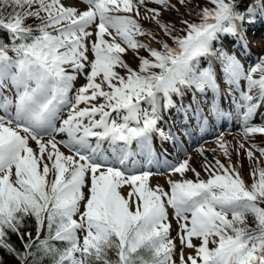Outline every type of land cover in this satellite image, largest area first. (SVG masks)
<instances>
[{
  "label": "snow or ice",
  "instance_id": "snow-or-ice-1",
  "mask_svg": "<svg viewBox=\"0 0 264 264\" xmlns=\"http://www.w3.org/2000/svg\"><path fill=\"white\" fill-rule=\"evenodd\" d=\"M82 3L0 0V250L16 264H264V148L248 144L264 134V40L255 61L240 55L264 0ZM230 116L243 125L237 156L255 164L250 184L203 149L200 170L190 154L169 163L193 122ZM152 164L166 167L167 189L151 184Z\"/></svg>",
  "mask_w": 264,
  "mask_h": 264
},
{
  "label": "rangeland",
  "instance_id": "rangeland-1",
  "mask_svg": "<svg viewBox=\"0 0 264 264\" xmlns=\"http://www.w3.org/2000/svg\"><path fill=\"white\" fill-rule=\"evenodd\" d=\"M133 2L135 3L136 0H133ZM146 2H147L148 7H157V5L154 3V0H146ZM84 6L85 5L83 4V6H81V8H83ZM180 12L185 14L186 19L194 20L188 16L185 8H181ZM138 20H139L140 24L142 25V27H144L145 29L154 28V23L145 17L143 9H141V14L138 17ZM179 27L180 26L177 25V28H179ZM136 38L140 39L142 41H145V42H148V40H149V38L147 36H139L138 35ZM248 40L250 42V50L252 52L254 51L253 60L251 59V61H255L257 59V57L262 54L261 50L259 48V44L262 40H264V27H261V28L258 27L256 29H255V27L251 28L248 32ZM169 42H171V41H169ZM152 46L159 47V45L155 41L152 42ZM138 54H139V56H147L148 55L147 51L144 49L138 50ZM241 56H243V55H241ZM249 57H251V55ZM255 57H256V59H255ZM124 59L134 69L137 67L138 57L134 56L133 50H129L124 55ZM118 71H120L122 75L126 74L125 69H118ZM76 88H78V87H76ZM184 102L188 103V100L186 99ZM262 111H264V109H262ZM168 117H169V119L170 118L172 119L171 115H168L166 117V119H168ZM227 121L229 122V120H227ZM230 121H231V119H230ZM254 123H257V124L261 123V118L255 119ZM194 124L195 123L193 122V125ZM215 126H217V125H214V127ZM198 135H201V133H198ZM218 136H222L223 140L226 142V147H228L229 151L231 152V161H229V158L226 155H224L223 150L219 147V143L217 140ZM187 139H189V138L184 137L185 143H183L182 146H184L185 148L184 147H182V148H183V151L184 150H186V151L181 153L180 160H182L185 155H189V154L191 156L195 155L197 158V160H196L197 167L196 168L198 170H200L204 157L200 154L199 149H203L204 150V156L207 157L208 161L214 162L215 159H219L226 167L231 163L233 166H235L239 170L243 180L246 183L250 184L252 182L253 178L250 175V173H251L253 167H255V164L253 163V161L251 159H249L246 156L245 152L241 151L240 155L237 156V153L235 151V149L238 148L239 144L245 140L242 127H240V126H239V128L235 127V126L229 127V128L220 127L219 129H217L216 133L212 134L211 136H205V137L203 136V137L197 139V141L195 143H192L191 139H189V142H186V141H188ZM248 144H254L258 147L264 148V134H262V133L250 134V136L248 138ZM33 146H35V145L33 144ZM64 151L67 152L66 149H64ZM256 154L259 155L258 152ZM261 166H264V165H261ZM151 170L153 171V173L156 176L161 177L162 175L164 176V173L166 172V167H163L160 169H157V167H156V168L151 169ZM189 175H190V178H194V175L192 173H189ZM202 175H205V174L202 173ZM49 179H51V173L49 174ZM171 235L175 236V232H171ZM194 243H198V241H196L194 239ZM189 252H191V250L188 249L187 253H189Z\"/></svg>",
  "mask_w": 264,
  "mask_h": 264
},
{
  "label": "trees",
  "instance_id": "trees-1",
  "mask_svg": "<svg viewBox=\"0 0 264 264\" xmlns=\"http://www.w3.org/2000/svg\"><path fill=\"white\" fill-rule=\"evenodd\" d=\"M206 6L211 7V4L209 3ZM195 11L198 12V11H200V9L197 8ZM186 12L188 14V9H186ZM188 16L191 17L192 19L196 20V21H198V19H199L195 15V12H193L192 14H188ZM258 21H264V19H258L257 22ZM26 23L27 24H33V23H35V21L32 20V19H27L26 20ZM6 40H7V34L5 32H3V31H0V42H5ZM169 43L171 44V42H169ZM153 47H155V46H153ZM25 230L26 231H31L32 234H33V237H35V222H34V219L33 218H28L26 220ZM45 235H46V232H43L41 234V239H43ZM12 242L16 245V247L18 249H21L22 250V246L20 244V241L17 240V238H16L15 235L12 236ZM53 244L56 247H59V248H63V247L66 246L65 245V242H60V241H53ZM110 255L114 258V255L115 254L114 253H110ZM0 258H3L5 264H16V262L13 260V258L9 254L5 253L3 250H0ZM40 264H53L52 258L51 257H48V256H42L40 258Z\"/></svg>",
  "mask_w": 264,
  "mask_h": 264
},
{
  "label": "bare ground",
  "instance_id": "bare-ground-1",
  "mask_svg": "<svg viewBox=\"0 0 264 264\" xmlns=\"http://www.w3.org/2000/svg\"><path fill=\"white\" fill-rule=\"evenodd\" d=\"M86 3H87V0H83V3L81 4V6H83V4L86 5ZM84 82H85V80H84L83 77H78V79L76 81H74V88L81 86ZM223 103H224V108L227 109L228 108L227 103L226 102H223ZM257 118H260V117L257 116L256 119ZM172 119H173V117H172ZM172 119H170L169 121H171ZM230 119H232L231 116L228 117L226 120H229L230 121ZM176 123L179 124L181 122L180 121H176ZM214 123H215L214 125H218V124L221 125L223 122H221V120L217 119L216 121H214ZM225 123H227V122H225ZM236 125H239L240 127L243 128L242 122L239 119H238ZM33 147H35V146H33ZM181 149H183L182 146H180V148H177L175 151H172L170 153L171 158H169V163H176L177 160H180V155H178L179 153L177 152V150H180L181 151ZM192 156L195 158L193 166L194 167H197V162H196L197 158H196L195 155H192ZM157 166H161V165H157V164H152L151 166H147L146 165V167H150V169H154ZM173 178L174 179H180L179 175L174 176ZM188 178H190V175L189 174H188ZM167 179H168V177L166 175H164V176L162 175L161 177H158V176H156L154 174L153 177L151 178V184L152 185L159 184V185H161V186H163V187H165L167 189L168 188ZM127 191H128V189L125 188L124 189V192L126 193ZM170 212H171V210H170ZM172 232H175V235H176L175 223H173V230H172ZM187 250L188 249H185V253L186 254H187Z\"/></svg>",
  "mask_w": 264,
  "mask_h": 264
}]
</instances>
